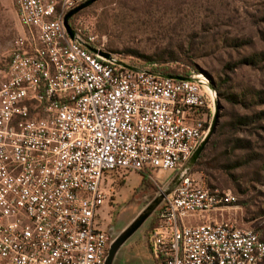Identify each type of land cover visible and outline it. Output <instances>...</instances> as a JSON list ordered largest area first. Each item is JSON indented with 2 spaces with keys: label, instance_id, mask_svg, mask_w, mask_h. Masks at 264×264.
<instances>
[{
  "label": "built area",
  "instance_id": "2783aa9c",
  "mask_svg": "<svg viewBox=\"0 0 264 264\" xmlns=\"http://www.w3.org/2000/svg\"><path fill=\"white\" fill-rule=\"evenodd\" d=\"M87 1L11 0L18 35L0 65V264H105L108 174H175L209 128L214 105L200 82L138 69L78 25L70 37L64 19ZM235 202L187 176L157 210L155 263L264 264L258 233L215 218Z\"/></svg>",
  "mask_w": 264,
  "mask_h": 264
},
{
  "label": "rangeland",
  "instance_id": "374dc122",
  "mask_svg": "<svg viewBox=\"0 0 264 264\" xmlns=\"http://www.w3.org/2000/svg\"><path fill=\"white\" fill-rule=\"evenodd\" d=\"M72 24L92 37L95 46L132 66L191 72L217 86L216 136L190 177L235 196V204L216 215L218 221L264 239V118L239 130L233 126L240 118L264 113V0H100ZM17 35L12 2L0 0V65ZM251 57L255 64L245 62ZM173 175L154 172L142 184L139 173L108 174L101 228L115 234L126 228ZM156 217L128 239L113 264H155L148 245Z\"/></svg>",
  "mask_w": 264,
  "mask_h": 264
},
{
  "label": "water",
  "instance_id": "95a60500",
  "mask_svg": "<svg viewBox=\"0 0 264 264\" xmlns=\"http://www.w3.org/2000/svg\"><path fill=\"white\" fill-rule=\"evenodd\" d=\"M100 0H89L79 7L71 10L64 19V26L70 35L71 38H74V31L70 26V20L77 15L78 13L82 12L83 10L89 8L93 4L99 2ZM94 53L98 51L88 47ZM99 54L107 59H112L111 55L104 52H99ZM123 67L135 70V68L128 66L126 64L120 63ZM159 77L175 80V81H196L200 82L203 86H205L213 101L214 109L212 112V118L209 124L208 131L206 135L201 140L200 144L198 145L197 149L194 151L193 155L190 159L184 164V166L173 175L169 183L160 191L154 199L140 212V214L124 229H122L118 233H114L112 230H109L108 233L110 237H113L110 242L109 250L107 257L105 259V264H113L116 258L117 253L119 250L124 246V244L130 239V237L153 215L157 213V210L161 207L165 198L172 194L179 185L183 182V180L190 175L192 169L196 166L197 162L199 161L200 157L204 153L205 149L209 145L210 141L214 137L217 127H218V120H219V109H218V93L214 86V84L210 82H203L198 77L193 78H184L179 76H172V75H158Z\"/></svg>",
  "mask_w": 264,
  "mask_h": 264
},
{
  "label": "trees",
  "instance_id": "16d2710c",
  "mask_svg": "<svg viewBox=\"0 0 264 264\" xmlns=\"http://www.w3.org/2000/svg\"><path fill=\"white\" fill-rule=\"evenodd\" d=\"M84 11V10H83ZM81 13V12H80ZM79 14V13H78ZM77 14V15H78ZM75 15L71 20H70V24L72 25V20L77 16ZM146 59V62H148L149 64H152V65H155V63H153V61L151 59ZM247 64H255V57H251L250 59H247L245 61ZM135 67V66H134ZM138 69H142L140 67H136ZM149 72L153 73V74H157V75H172V76H179V77H184V78H188V77H191V72L190 73H186V74H179V73H174L172 71H169L168 69H157V68H153V69H149L148 70ZM214 86L216 87L217 89V86L214 84ZM229 99V98H228ZM234 103L237 102V103H241V101H238L237 99L233 100ZM243 104V102L241 103ZM264 118V113H260V114H257V115H254L252 117H243V118H240L239 120L236 121L235 124H233L234 126V129L235 130H239L240 127H243V126H249L250 124L254 123L252 121H260ZM216 136V135H215ZM215 136L213 137V139L210 141L209 145L207 146V148L205 149L204 153L202 154V156L200 157L199 161L197 162L196 166H198V164L200 163V161L204 158V154L205 152L209 149V147L211 146V144L213 143V140L215 138ZM238 166V165H237ZM234 168V167H233ZM263 168H264V164H263ZM147 181V177L146 175H142V184L144 182ZM157 218V217H156ZM157 223L158 225L156 226V228L159 227V220L157 218ZM154 228V229H156ZM150 250L153 252V249H152V246L150 245Z\"/></svg>",
  "mask_w": 264,
  "mask_h": 264
},
{
  "label": "flooded vegetation",
  "instance_id": "af4514ba",
  "mask_svg": "<svg viewBox=\"0 0 264 264\" xmlns=\"http://www.w3.org/2000/svg\"><path fill=\"white\" fill-rule=\"evenodd\" d=\"M129 243H130V242H129ZM129 243H128V244H129ZM128 244H127V245H128ZM150 245H151V244H150V241H149V245H148V249H149V250H150ZM150 252L153 253L151 250H150Z\"/></svg>",
  "mask_w": 264,
  "mask_h": 264
},
{
  "label": "crops",
  "instance_id": "0c3cea01",
  "mask_svg": "<svg viewBox=\"0 0 264 264\" xmlns=\"http://www.w3.org/2000/svg\"><path fill=\"white\" fill-rule=\"evenodd\" d=\"M154 262H155V258H154ZM156 264V263H155Z\"/></svg>",
  "mask_w": 264,
  "mask_h": 264
}]
</instances>
